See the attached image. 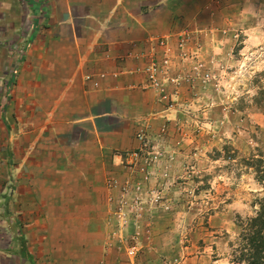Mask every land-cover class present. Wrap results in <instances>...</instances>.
I'll list each match as a JSON object with an SVG mask.
<instances>
[{"label": "crops", "instance_id": "1", "mask_svg": "<svg viewBox=\"0 0 264 264\" xmlns=\"http://www.w3.org/2000/svg\"><path fill=\"white\" fill-rule=\"evenodd\" d=\"M219 2L0 0V33L17 42L5 49L15 69L0 113V264H61L62 243L78 240L101 246L83 264H127L107 246L104 219L116 206L108 181L123 171L136 131L157 129L158 118L173 125L183 113L185 86L171 106L158 96L159 80L186 76L185 33L199 46L207 33L229 34L202 24ZM242 2L247 18L264 13V0ZM220 47L201 51L215 60L207 54ZM162 242L136 264H164Z\"/></svg>", "mask_w": 264, "mask_h": 264}, {"label": "rangeland", "instance_id": "2", "mask_svg": "<svg viewBox=\"0 0 264 264\" xmlns=\"http://www.w3.org/2000/svg\"><path fill=\"white\" fill-rule=\"evenodd\" d=\"M221 1L213 6L214 18L202 24L229 34L207 33L199 41L201 47L221 45L220 52L207 54L216 59H205L185 33L186 76L170 71L167 85L159 80L158 96L171 106L185 86L183 113L173 125L158 118L157 129L136 131L134 146L122 153L123 171L108 181L109 202L116 206L104 219L111 238L107 246L127 264L141 263L160 237L167 249L164 264H247L244 236L264 202V34L257 32L264 29V13L251 20L240 5L244 1ZM223 7L232 11L221 13ZM19 28L28 32L27 25ZM13 39L0 33V113L15 69L5 56L17 43ZM8 55L18 57L15 49ZM62 247L61 264H83L101 252V246L82 240Z\"/></svg>", "mask_w": 264, "mask_h": 264}, {"label": "trees", "instance_id": "3", "mask_svg": "<svg viewBox=\"0 0 264 264\" xmlns=\"http://www.w3.org/2000/svg\"><path fill=\"white\" fill-rule=\"evenodd\" d=\"M248 227V233L244 236L246 253L242 254V259L247 264H264V202L258 215L249 220Z\"/></svg>", "mask_w": 264, "mask_h": 264}, {"label": "built area", "instance_id": "4", "mask_svg": "<svg viewBox=\"0 0 264 264\" xmlns=\"http://www.w3.org/2000/svg\"><path fill=\"white\" fill-rule=\"evenodd\" d=\"M153 75L156 73L155 71H152ZM151 80H154V76H151Z\"/></svg>", "mask_w": 264, "mask_h": 264}]
</instances>
